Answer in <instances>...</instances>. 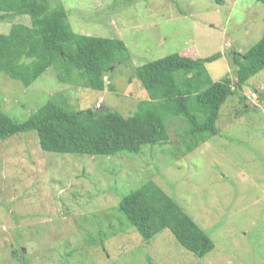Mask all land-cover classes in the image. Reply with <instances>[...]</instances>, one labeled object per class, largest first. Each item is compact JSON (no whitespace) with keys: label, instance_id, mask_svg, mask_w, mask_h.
<instances>
[{"label":"rangeland","instance_id":"obj_1","mask_svg":"<svg viewBox=\"0 0 264 264\" xmlns=\"http://www.w3.org/2000/svg\"><path fill=\"white\" fill-rule=\"evenodd\" d=\"M57 1L75 33L119 38L128 57L103 76V90L59 82L52 68L27 87L0 74V110L16 120L52 97L130 115L147 97L132 72L172 53L218 52L205 64L209 76L233 81L232 56L264 32L261 0ZM10 25L0 22V32ZM238 93L221 105L218 133L186 154L177 119L168 143L138 153L46 152L34 131L0 140V264H264V68ZM149 179L212 239L205 256L184 249L167 228L146 241L127 226L118 200ZM101 230L108 233L102 243L85 242Z\"/></svg>","mask_w":264,"mask_h":264},{"label":"trees","instance_id":"obj_2","mask_svg":"<svg viewBox=\"0 0 264 264\" xmlns=\"http://www.w3.org/2000/svg\"><path fill=\"white\" fill-rule=\"evenodd\" d=\"M23 15L28 16V24L14 22ZM0 22L11 23L7 32H0V74L24 87L52 68L59 82L103 90V76L128 57L119 38L75 33L57 0H0ZM219 57L218 52L205 57L172 53L138 65L131 78L140 82L147 97L127 116L103 104L100 107L107 111L95 115L94 108L75 109L57 97L24 120L0 110V140L34 131L39 147L46 152L138 153L144 145L168 143V125L177 119L185 126L178 141L181 153L186 154L218 133L221 105L264 68V32L256 44L232 56L236 65L233 81L229 77L213 81L209 76L205 64ZM116 209L143 240L167 228L198 258L214 248L208 234L151 179L124 193ZM107 234L101 230L97 237L86 234L84 240L102 243ZM148 262L151 264L149 258Z\"/></svg>","mask_w":264,"mask_h":264},{"label":"water","instance_id":"obj_3","mask_svg":"<svg viewBox=\"0 0 264 264\" xmlns=\"http://www.w3.org/2000/svg\"><path fill=\"white\" fill-rule=\"evenodd\" d=\"M101 111H107V108H98L97 110H95L94 114L97 115L98 113H100Z\"/></svg>","mask_w":264,"mask_h":264},{"label":"crops","instance_id":"obj_4","mask_svg":"<svg viewBox=\"0 0 264 264\" xmlns=\"http://www.w3.org/2000/svg\"><path fill=\"white\" fill-rule=\"evenodd\" d=\"M195 57H199L198 55H194Z\"/></svg>","mask_w":264,"mask_h":264},{"label":"clouds","instance_id":"obj_5","mask_svg":"<svg viewBox=\"0 0 264 264\" xmlns=\"http://www.w3.org/2000/svg\"><path fill=\"white\" fill-rule=\"evenodd\" d=\"M254 93V92H253Z\"/></svg>","mask_w":264,"mask_h":264}]
</instances>
